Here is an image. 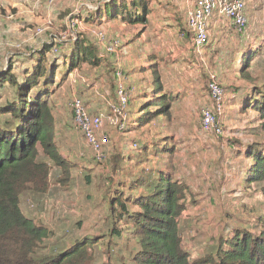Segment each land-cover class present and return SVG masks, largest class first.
I'll return each mask as SVG.
<instances>
[{"label":"rangeland","instance_id":"obj_1","mask_svg":"<svg viewBox=\"0 0 264 264\" xmlns=\"http://www.w3.org/2000/svg\"><path fill=\"white\" fill-rule=\"evenodd\" d=\"M101 1L110 2L97 0L89 4L90 10H96ZM134 1L140 2L141 8L154 11L147 36L142 34L141 25L121 18L110 20L103 10L100 16L84 12V18L79 17L81 10L87 9L81 0H58L51 6L45 1L0 0L3 71L12 66L13 72L31 68L44 44L51 47L61 41L59 54L63 55L66 45L73 43L77 35L90 37L100 49L98 65L80 63L61 82L63 68L59 69L50 84L51 94L46 97L52 113L54 145L60 147L61 160L75 166L71 170L55 166L39 148L36 162L43 161V167L48 169L46 181L38 183L42 192L27 191L20 198L23 215L52 232L44 245L46 253L57 255L79 241L90 242L87 247L94 257L83 260V264H133L130 254L138 247L130 237L132 224L124 220L125 212L117 225L119 237L114 242L109 239L111 221L122 211L111 204L118 197L121 203L125 202L126 211H138L127 203L128 187L139 190V184L146 182L152 172L162 171L186 187L180 200L183 210L178 227L182 248L190 261L213 253L219 242L232 237V228L258 234V222L264 214L259 184L249 183L244 172L239 171L253 161L246 156L247 150L264 152V120L255 110L244 109L247 96L239 97L247 93L251 96L255 87L261 89L264 85V0H245V38H240L242 33L214 13L209 21L211 46L200 49L193 48L184 17L193 0H145L144 5V0ZM72 18L76 25L70 30ZM225 26L231 29L224 37ZM39 27L46 31L35 36ZM92 30L98 31L103 42L91 35ZM258 48L260 54L254 55ZM49 58L50 52L44 66L51 62ZM247 58L248 70L243 71L241 66ZM122 71L130 81H122ZM212 77L225 89L219 103L214 102L207 85ZM151 81L160 85L166 100L162 103L170 101L166 113L158 104L156 112L152 107L156 115L151 117V125H138L135 121L126 124L124 131L116 129L117 120L111 114V106L117 100L116 85L123 82L134 87L133 98L142 93L140 87ZM73 98L82 99L90 112L103 115L97 133L104 154L100 162L73 123L69 105ZM12 99L7 90L0 93L1 127L10 121L7 110ZM204 109L211 111L216 123L223 127L221 135L203 132ZM161 112L165 114L157 115ZM154 140L167 144L170 153L160 157V149L154 151ZM143 141L153 147L142 161L138 154ZM135 143L138 150L132 149Z\"/></svg>","mask_w":264,"mask_h":264},{"label":"trees","instance_id":"obj_2","mask_svg":"<svg viewBox=\"0 0 264 264\" xmlns=\"http://www.w3.org/2000/svg\"><path fill=\"white\" fill-rule=\"evenodd\" d=\"M96 1L89 4L96 3ZM138 3L134 0L131 2L123 0L101 1L94 11L88 10V8L81 10L79 17L84 18L82 15L84 12L100 16L103 10V13L110 20L116 21L117 18H121L122 21L126 19L131 24L141 25L143 27L142 34L145 33L147 36L151 23L150 17L154 11L153 9H146L144 6L141 8ZM144 4L145 0L142 1V5ZM131 10H137L140 13H133ZM73 19L70 23H74ZM70 25L69 28L72 30L76 23L73 27ZM229 29L231 28L227 26L222 28L224 37ZM209 30L208 27V44L204 45V48L208 45L211 46ZM45 31L39 36H42ZM246 31L240 35V38L246 37ZM96 33H98L97 30L91 31V35L95 38ZM262 43L264 44V37ZM59 45H61L60 42L52 43L51 47L44 44L41 52L38 53L40 57L34 61L31 68L23 67L16 72L12 71L14 70L13 66L6 71H3L4 67L0 68V93L7 90L13 98L12 101H8L7 112L10 121L2 123V127L0 126V264H71L74 261L76 264H83L94 257L90 247H87L90 244L89 241L85 243L79 241L71 249L62 251L57 255L46 253L44 245L46 240L52 236V232L25 217L20 210V198L27 191L42 192L38 185L39 180L44 183L48 175V169L43 167L44 162H36L40 155L39 148L42 149L44 158L51 161L55 166H63L70 170L75 166L74 163L68 165L62 161L60 147L54 145L52 113L48 108L46 99L51 94L52 87L50 84L54 80V75L63 68L59 80L61 82L65 75L68 74L69 76L78 64L92 66L98 65L101 61L98 58L100 49L97 43L88 36L77 35V39L73 43L65 44L67 51L63 55L59 54ZM49 52L51 62L44 66L45 56ZM67 52H70L69 55L66 54ZM257 53L260 54L259 48L254 52V55ZM58 56L62 57L56 60L55 58ZM251 56L252 52L249 54V57ZM248 59H245L241 66L243 71L248 68ZM60 60H63L61 64H59ZM153 68L155 67L151 69ZM125 75H122V81L125 80L126 83L127 80L130 81L131 79ZM213 78L207 81V85L212 82L216 83ZM122 83L119 82L116 85V99L117 87L119 84L122 86ZM161 84L163 85V83ZM217 85L222 89L225 96L224 87L220 84ZM123 87L127 92L124 109L127 126L129 121V124L136 121L138 125H142V122L144 125L147 123L151 125L154 120L151 117L156 115L154 113L158 104H161L159 108L163 109L165 113L169 108L170 101H167L168 104L162 103L166 101L165 95L160 90V85H156L155 81H151L145 87H140L142 93L134 95L133 98L131 96L134 91L136 92V89L124 85V83ZM243 96H247L243 103L244 109L255 110L264 120V85L261 89L255 87L251 96L247 93L239 97ZM84 104L86 105L85 102ZM118 105L116 100L113 106L117 107ZM152 107L155 112L152 111ZM165 113L161 112L157 115ZM90 114L95 113L90 112ZM261 126L264 129V124ZM3 127L4 129H1ZM160 141L166 142L162 139ZM160 141L154 140L152 142L155 143L154 151L160 149V157H162V154L170 153V148ZM146 143V141H143L141 145L139 143L140 154L138 157L142 161L146 154L152 150L149 148L153 147L150 146L151 144L146 145ZM136 147L138 150V144ZM245 154L253 161L244 170L240 167L239 171L244 172L249 183L259 184L260 193L264 199V152L254 151L251 148ZM178 181L162 171H157L152 172L151 177L146 182L139 184V190L136 191L129 186L127 203L137 207L139 210L136 212L126 211L125 202L121 203L118 197L113 199L111 205L119 206L122 211H118L117 214L119 215H114V220L111 221L113 224L109 239L114 242V238L119 237L120 231L117 225L121 223L122 212H125L124 220L132 224L131 229L129 228L130 237L138 247L130 254L133 264H264V214L258 222L260 230L258 234L250 235L246 231L232 228V237L219 242L213 253H205L199 259L190 261L188 254L182 248L178 227V218L183 210L180 200L186 187ZM110 210L113 208L110 207ZM120 215L121 217H119ZM228 216L231 217L230 214ZM119 261L122 262L121 257Z\"/></svg>","mask_w":264,"mask_h":264},{"label":"built area","instance_id":"obj_3","mask_svg":"<svg viewBox=\"0 0 264 264\" xmlns=\"http://www.w3.org/2000/svg\"><path fill=\"white\" fill-rule=\"evenodd\" d=\"M45 1L49 6L53 5L58 0H36ZM95 0H81L84 4L83 7L91 9L89 3ZM245 0H193L189 8L185 10V21L190 28L192 34V45L196 49H200L204 45L208 44V24L214 13H217L219 17L225 19L228 24L236 30L238 33H243L247 28V17L245 14ZM75 24L71 23V27ZM46 30L45 27H39L35 31V35H41ZM96 38L103 42V37L99 34H95ZM61 42V41H59ZM213 78V77H212ZM214 79V78H213ZM209 91L212 94L214 102L219 103L223 96L222 89L212 82L208 85ZM127 100V92L119 84L117 87V102L119 105L111 106V114L113 119L117 120L116 129L124 131L126 128V113L124 112ZM70 108L73 115V123L79 132L83 135L86 142L95 152V160L101 161L104 159L102 153V147L97 137V133L102 127V114L95 113L90 114L84 101L80 98H73L70 101ZM202 130L204 133L213 135H221L222 127L215 121L214 114L204 109L202 110ZM133 150H136V145L132 146Z\"/></svg>","mask_w":264,"mask_h":264},{"label":"crops","instance_id":"obj_4","mask_svg":"<svg viewBox=\"0 0 264 264\" xmlns=\"http://www.w3.org/2000/svg\"><path fill=\"white\" fill-rule=\"evenodd\" d=\"M208 27L210 28V25L208 24ZM193 48H195L194 46H193ZM196 49V48H195ZM122 65H124V62H123V59H122ZM130 122V121H129ZM129 122H128V124H129Z\"/></svg>","mask_w":264,"mask_h":264}]
</instances>
